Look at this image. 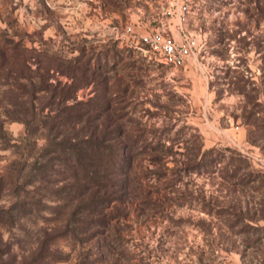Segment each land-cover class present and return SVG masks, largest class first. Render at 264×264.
<instances>
[{"label": "rangeland", "instance_id": "1", "mask_svg": "<svg viewBox=\"0 0 264 264\" xmlns=\"http://www.w3.org/2000/svg\"><path fill=\"white\" fill-rule=\"evenodd\" d=\"M168 9L174 10L172 0H0V118L6 133L0 136V210L22 198L11 191L8 171L23 152L11 143L24 134V123L7 118L14 107L6 101L28 78L62 85L74 76L79 87L70 92L83 100L106 82L105 95L122 113L118 122L144 128L145 137L168 146L158 162L145 152L134 159L160 207L146 206L138 196L110 228L104 256L85 255L93 242L63 235L52 240L57 254L44 264H264V174L246 184L239 174L227 176L232 151L224 150L235 146L248 156L242 171L264 173V139H248L244 117L249 111L258 122L264 117V0H188L182 25L198 35L199 46L177 67L141 57L134 42L126 43L127 34L119 36L127 23L139 31H173L176 18ZM89 57L91 77L77 68ZM210 147L214 162L181 168L198 159L190 157L193 151ZM14 179L21 181L18 174ZM1 214L0 264H22L34 252L39 260L37 232L60 226L40 217L10 222Z\"/></svg>", "mask_w": 264, "mask_h": 264}, {"label": "trees", "instance_id": "2", "mask_svg": "<svg viewBox=\"0 0 264 264\" xmlns=\"http://www.w3.org/2000/svg\"><path fill=\"white\" fill-rule=\"evenodd\" d=\"M103 55L109 58L107 51ZM103 55L97 57L96 69L101 68L100 56ZM90 57L77 68L83 75L91 77L93 72L88 73L87 66ZM141 57L145 58L142 53ZM67 60L74 61L72 58ZM93 76H96L95 72ZM72 78V82L62 85L60 81L43 83L45 78L41 76L38 82L28 78L26 84L17 85L20 88L17 95L6 101L14 107L7 118L24 123V134L18 142L11 143V146H21L23 152L10 162L8 171L11 191L16 197L22 194V198L0 210V222H3V211L10 222L20 217L35 222L40 217L43 221L60 223L56 230L43 227L37 232L36 248L40 259L35 258L38 253L34 252L28 260L21 261L22 264H44L45 258H53L57 253L50 248L52 240L63 235L73 241L93 242L84 251L85 255L92 251L104 256V246L111 239L110 228L116 225L118 217L130 211L135 198L140 196L139 200L146 206L160 207L150 196L151 188L141 182V176L134 170V159L145 152L151 162H158L163 153L168 152V146L160 140L145 137L144 128H127L118 122L122 113L113 103L115 100L105 95L109 91L106 82L102 91L83 100L76 99L70 92L79 87L74 83V76ZM1 105L3 103L0 108ZM8 112L5 109L3 114L7 116ZM252 115L249 111L244 117L250 123L248 139L255 142L264 139V117L258 122ZM3 121L0 118L1 138L6 136ZM224 150L232 151L229 163L233 166L227 170V176L239 174V182L246 184L264 174L259 168L242 171L250 161L237 147L226 146ZM214 151V147L193 151L190 157L199 156L198 159L184 163L181 168L193 170L211 164L217 159ZM15 174L21 179L19 183L14 179ZM156 189L160 191L158 186ZM125 201L129 205L127 210L118 204ZM110 247L106 249L111 251L113 247Z\"/></svg>", "mask_w": 264, "mask_h": 264}, {"label": "built area", "instance_id": "3", "mask_svg": "<svg viewBox=\"0 0 264 264\" xmlns=\"http://www.w3.org/2000/svg\"><path fill=\"white\" fill-rule=\"evenodd\" d=\"M172 3L174 10L168 9L167 12L175 15V31H166L161 28L139 31L132 23H127L119 36L127 34L129 41L126 43L132 46L134 42L133 46L150 60L177 67L196 56L199 39L196 33L182 25V12L188 9V0H172ZM114 28L117 30L116 26Z\"/></svg>", "mask_w": 264, "mask_h": 264}, {"label": "crops", "instance_id": "4", "mask_svg": "<svg viewBox=\"0 0 264 264\" xmlns=\"http://www.w3.org/2000/svg\"><path fill=\"white\" fill-rule=\"evenodd\" d=\"M174 31H175V29H174Z\"/></svg>", "mask_w": 264, "mask_h": 264}]
</instances>
